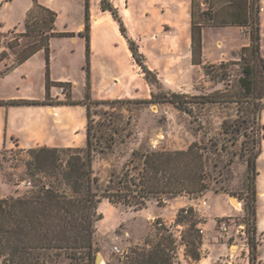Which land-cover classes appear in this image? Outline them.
<instances>
[{"label":"rangeland","instance_id":"obj_1","mask_svg":"<svg viewBox=\"0 0 264 264\" xmlns=\"http://www.w3.org/2000/svg\"><path fill=\"white\" fill-rule=\"evenodd\" d=\"M116 1L118 6L115 7L124 25L125 34L121 32L120 23L111 12L101 9L99 0H90V85L87 88L85 37L78 33L80 25H84L85 22L84 0H39V3L57 11L58 17L55 21L57 31H67L75 35L74 40L69 35H53L49 38V78H65L75 85L67 86L68 89L70 88L68 92L67 88L64 91L63 86L53 84L49 90L48 101H65L69 97L82 100L86 97L87 90L92 98L129 95L119 98V101L114 103L91 104L90 107L89 119L92 130L96 132L99 130L100 134H104L102 137L104 149L95 152L93 162L94 171L100 177L101 184L109 179L111 172L116 174L122 172L134 150L139 152L149 149L182 150L193 141H197L201 145L206 144L208 156L215 159L217 155L211 143L217 142L219 146L221 143H227L226 151L222 153L221 158L222 170L218 172L220 165L214 171L211 170L212 183L206 198L202 199L204 201L202 207L210 215L221 211L224 199L215 189H226L236 193L231 195L248 198L246 163L237 156L241 151V141L244 136L238 135V140L231 143L233 134L223 133V123L233 124V121L247 116L246 102H241L246 97L240 93L238 83L242 75V65L237 60L241 46L249 42L247 37L249 27L239 29L205 26L207 28L201 36V56L205 51L209 55L216 56V60L205 61V65H208L206 68L208 74H205L202 68L200 77L193 80L196 71L193 70L186 53L173 67L167 66L164 62L160 50L165 32L160 26V18L152 14L148 16L141 14L145 7H155L162 10V16L170 17L171 13H177L178 2L182 3L184 0H127L128 7H125L126 0ZM208 1L209 3L206 0H196L194 6L196 20H199L204 10H216L218 18L229 12V0ZM239 1L234 0L236 3ZM31 2L32 0H8L7 5L0 6V32H2L0 61L5 62L0 74L14 63V51L20 48V44L28 42L27 36L17 35L24 31L28 11L26 14L24 12ZM146 21L148 26L145 25ZM179 23L183 26L181 30L184 45L187 39L184 25L187 19L182 17ZM9 30L14 32L9 33ZM128 39L136 44L137 51L143 56L144 64L155 72L159 87L145 78L141 66L132 56ZM16 40L19 45L10 48L9 44L15 43ZM223 52L228 55L226 59L219 60ZM245 61L249 64L255 62L248 53ZM26 71L30 75L28 79L22 78L20 73H15L9 78L0 80V98H23L26 95L37 99L44 97L46 82L44 50L33 57ZM260 74V71L255 72L257 80H260ZM170 91L185 94L181 100L190 108L191 113L161 99L164 93ZM67 92L68 96L64 94ZM151 92L154 93L153 96ZM202 94L213 95L217 101L202 103L197 97ZM140 99L147 101L138 102L137 100ZM158 99L160 100L156 101ZM262 101L264 102V97ZM62 105H53L54 108L59 109L54 113L43 114H38L35 109L27 106L0 105V197L22 193L31 187L33 178L27 170L30 154L28 149H23L14 143L15 137L24 136L28 128L43 133L46 124L52 131V127L57 123L61 130L68 133L67 138L73 140L76 146L85 145V107L82 104ZM241 105L242 110L239 109ZM255 128L256 124L254 130ZM247 133L254 134L251 128L247 129ZM230 158L232 161L223 166ZM259 166L264 173V152L260 157ZM187 197H193V194H180L161 203L151 197L141 209L113 204L103 198L98 205L102 217L96 223L95 234L99 248L97 253L103 256V262L100 264H106L107 260L116 264L118 257H122L131 246L142 242L147 234L153 233L154 226L159 221L166 223L176 237L174 264L192 263L193 259L189 252L193 247L186 245L182 239L184 234L190 236L191 232L188 229L192 218L189 214H185V217L177 221L180 206ZM260 201L259 207L263 209V193L260 195ZM259 207L256 203V212ZM240 222H245L242 217L231 226V232H235ZM234 248V245L231 246L232 250Z\"/></svg>","mask_w":264,"mask_h":264},{"label":"trees","instance_id":"obj_2","mask_svg":"<svg viewBox=\"0 0 264 264\" xmlns=\"http://www.w3.org/2000/svg\"><path fill=\"white\" fill-rule=\"evenodd\" d=\"M7 0H0V6ZM33 6L26 15L24 31L17 36H27L28 42L20 44L14 51V63L0 76L7 74L39 50H44L46 59L45 95L42 99H0V105H59L82 104L86 111V142L82 147H36L29 148L31 159L27 162V170L33 178L31 187L22 193H15L0 197V264H96L95 256L99 250L95 234L96 223L102 214L98 205L103 198L113 204H122L133 209H141L147 201L154 197L158 203L180 194L202 195L212 183L211 170H222V153L226 151L227 143L212 142L217 157L208 156V146L193 141L186 149L162 150L149 149L145 152L134 150L132 157L125 164L121 173L111 172L109 179L101 184L100 177L94 171L93 162L95 152L102 151L103 133L92 130L90 123L91 104H109L119 101L108 99H94L87 90L82 100L66 99L65 101L49 102V90L53 84L71 87L70 82L50 81L48 74L49 38L53 35H69L71 32H57L55 30L56 12L32 0ZM208 3L209 1L206 0ZM196 0L191 1V52L192 62L201 64L208 74L207 66L201 60V29L203 26L237 25L241 29L249 27V44L243 46L237 60L242 65V75L238 79L240 93L246 97V113L243 119L232 123H223V133L233 134L231 143L243 135L241 151L237 156L244 160L247 169L246 189L249 195L244 198L245 231L251 243L252 257L257 255L255 243L256 234V176L257 158L261 153L264 140V124L261 123L260 113L264 108V57L260 51V0H229V12L218 18L216 10L202 11L196 20L194 6ZM89 0L84 4V28L78 32L85 37L86 56V85L89 88V40H90V10ZM102 10L111 12L120 23V30L125 34L124 25L118 16L116 7L109 0H100ZM13 33L14 30H9ZM2 34V32H0ZM17 38V37H16ZM132 56L141 66L147 80L156 83L158 79L152 70L143 62V56L137 51L136 44L128 39ZM19 45L9 44L10 48ZM247 53L254 59L247 63ZM197 55V57H196ZM257 61V62H256ZM223 64V63H222ZM206 66V67H205ZM260 71V80L255 78V72ZM70 91V88H67ZM68 92L64 93L67 94ZM153 96L154 93L151 92ZM182 92L164 93L161 99L173 103L179 109L191 113L190 108L181 100ZM202 103L217 101L213 95L197 96ZM160 99L156 100L159 101ZM144 102L147 100H137ZM239 101V100H238ZM242 110V105L239 106ZM258 120H255V119ZM252 119V120H250ZM251 124V125H250ZM256 128L254 130V126ZM251 128L254 134H248ZM241 130H243L241 132ZM261 131L263 133L261 134ZM108 147V146H107ZM231 158L223 166L231 162ZM216 192L236 194L226 189ZM191 216L189 235H183L186 245L193 247L189 255L193 260L200 258L199 247L202 234L197 226L200 218L192 207L181 208L177 214V221ZM189 237V238H188ZM176 237L160 221L154 226V232L147 234L143 241L131 246L122 257H118L116 264H174ZM106 264H112L106 261Z\"/></svg>","mask_w":264,"mask_h":264},{"label":"crops","instance_id":"obj_3","mask_svg":"<svg viewBox=\"0 0 264 264\" xmlns=\"http://www.w3.org/2000/svg\"><path fill=\"white\" fill-rule=\"evenodd\" d=\"M39 3V0H37ZM191 1L192 0H184V2H178V11L177 13H171L170 17H164L161 15L162 10L155 8V7H145L141 14H144L145 16H148L149 14H152L154 17L160 18V26L164 30L163 35V45L162 50H160V54L164 57V62H166L167 66L173 67L175 64H178L182 58L181 56L186 53L187 57L190 59L193 70L196 71V74L193 75V80L200 77V70L202 69L201 64H195L192 62V52H191ZM110 3H112L114 6H118V3L116 0H109ZM155 2V1H154ZM8 4V0L6 3ZM3 4V5H4ZM41 4V3H40ZM85 4V0H84ZM100 4V0H99ZM5 5V6H6ZM44 5V4H42ZM261 10H260V35H261V43H260V51L261 55L264 57L263 52V39H264V0H260ZM4 6V7H5ZM33 1L30 3L28 8L25 10L26 12L32 8ZM50 9L51 7L44 5ZM89 6H90V0H89ZM125 7H128L127 0L125 1ZM167 9V7H164ZM163 9V8H162ZM55 11L54 9H52ZM90 10V9H89ZM101 11V10H100ZM106 11V10H104ZM27 12V13H28ZM56 12V18L58 17V13ZM103 12V11H102ZM27 15V14H26ZM144 17V16H142ZM186 18L187 23L184 25V30L186 31L187 39L185 40V44L182 43L183 33L181 28L183 29L182 24L179 23V20L181 18ZM56 21V20H55ZM145 25L148 26V22H145ZM14 26V25H13ZM226 27H238L237 25H228ZM84 28V25L81 24L79 29L82 31ZM207 28L205 26L201 29V36L204 29ZM56 30V29H55ZM170 30H174L173 33H166L167 31L170 32ZM57 31V30H56ZM79 31V32H80ZM177 31V32H176ZM57 32H67V31H57ZM72 39H75V35L71 36ZM249 42L244 43L243 46H247ZM201 47H202V39H201ZM240 48V50H241ZM240 50L238 52H240ZM43 52V50L37 51L35 54H33L31 57H29L27 60L22 62L21 64L17 65L15 68H13L11 71H9L7 74L0 76V80L4 78H9L11 75L15 73H20L22 78L28 79L30 78L29 72L26 71V69L29 67L33 57H35L37 54ZM203 56H201V60L203 63L207 60H216V56L209 55L205 51L202 52ZM228 54L223 52L220 54L219 60L226 59L225 57ZM5 66L4 61H0V70ZM50 81L56 82V81H63V82H69L66 81L65 78H49ZM194 84V82H193ZM74 86L71 83V86ZM129 95H112V96H94V99H119L122 97H128ZM4 99V98H0ZM13 99V98H9ZM14 99H37L33 98V96L26 95L23 98H14ZM21 106H27L31 107L32 109H35L38 114H43L45 112L47 113H54L59 108H54L53 105H21ZM62 106H67V104H63ZM86 112V111H85ZM264 108L262 109L260 113V120L261 123L264 124ZM86 128V121L84 125V131ZM45 131L43 133H37L32 130V128H28V130L25 131L24 136L17 135L15 137V144L16 146H19L23 149H29V148H36L41 146L46 147H77L74 144V141L71 139H68V133L64 132V130H61L60 126L54 124L52 127V131H50V126L46 124ZM86 137V134H85ZM79 147V146H78ZM264 152V140L262 141V148L261 153L259 157L257 158V176H256V192H257V199L256 203H258V207L260 205V195L264 194V173L262 172L260 166H259V160ZM209 190L204 192L202 195L193 196V197H187L181 204L180 208L182 207H192L198 216L200 218V222L198 223V227L202 229V236H201V245L199 247L200 252V258L198 260H193L192 263L189 264H216L217 260L220 256H223L225 254H228L230 252H237V242L239 241L240 236L236 233V230L239 228L245 227L244 222H240L238 224V227L235 229V232H231V226L235 224L236 220L243 219L244 216V204L243 199L239 198L238 207H236L230 200L229 193L226 192H218V194L224 199V205L223 208L219 213H215L213 215H210L205 208L202 207V204L204 201L202 200L203 197L206 198V194ZM218 217H230L231 221L229 224L228 232L227 234H220L216 230V218ZM219 233V236H218ZM256 234L259 236L260 240L257 244V258L264 262V207H259L256 212ZM235 246V248L232 250L231 246Z\"/></svg>","mask_w":264,"mask_h":264},{"label":"built area","instance_id":"obj_4","mask_svg":"<svg viewBox=\"0 0 264 264\" xmlns=\"http://www.w3.org/2000/svg\"><path fill=\"white\" fill-rule=\"evenodd\" d=\"M245 29V28H243ZM63 90V88H62ZM231 218L230 217H218L215 220L216 224V230L220 234H227L229 224H230ZM160 224L165 225L168 227V225L164 222H160ZM200 233L202 234V229L199 228ZM236 233L240 236L239 241L237 242V252H230L228 254H225L223 256H220L217 260L216 264H264L263 261L259 260L257 258V255L255 257H252L251 253V243L248 239V235L244 228H239L236 230ZM255 243L256 246L260 240L259 236L255 234Z\"/></svg>","mask_w":264,"mask_h":264},{"label":"water","instance_id":"obj_5","mask_svg":"<svg viewBox=\"0 0 264 264\" xmlns=\"http://www.w3.org/2000/svg\"><path fill=\"white\" fill-rule=\"evenodd\" d=\"M230 200L231 202L236 206L238 207V202H239V198L237 196H234V195H230ZM245 223V222H244ZM103 262V256L100 254V253H97L96 256H95V263L96 264H100Z\"/></svg>","mask_w":264,"mask_h":264}]
</instances>
